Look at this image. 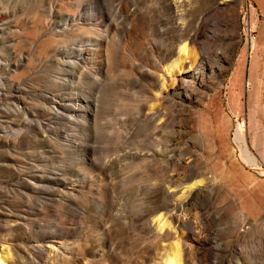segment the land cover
Listing matches in <instances>:
<instances>
[{
  "label": "rangeland",
  "instance_id": "374dc122",
  "mask_svg": "<svg viewBox=\"0 0 264 264\" xmlns=\"http://www.w3.org/2000/svg\"><path fill=\"white\" fill-rule=\"evenodd\" d=\"M211 2L174 16L161 0H0V251L264 264V0H230V24ZM181 22L207 32L180 43ZM213 26H233L230 59L196 100L178 47L206 49Z\"/></svg>",
  "mask_w": 264,
  "mask_h": 264
},
{
  "label": "bare ground",
  "instance_id": "6f19581e",
  "mask_svg": "<svg viewBox=\"0 0 264 264\" xmlns=\"http://www.w3.org/2000/svg\"><path fill=\"white\" fill-rule=\"evenodd\" d=\"M161 1L165 6H167L170 9V12L174 16H179L180 11L182 10V8L186 4V0H161ZM94 7H95V9H97L98 5L96 3H94ZM215 10L225 11L223 18L221 19L222 22L230 24L231 21L234 19L233 8L230 6V0H212V2L209 4V6L205 9V12H212ZM139 12H140V9L138 6L133 7V9L129 8L127 11V16L131 17V16L138 14ZM232 27L233 26H230V28L227 27L225 29H222L220 27L213 26L211 31H210V34L206 35V39L208 40L206 49H200V47H199V50H195L193 48L188 49V48H186L185 42L181 46L179 45V47H178L179 52L177 51L178 57H181L182 54L184 55V57H183L184 60H187V58L192 57V59H190L191 62L189 60L188 68L185 70V73L180 77V81H182L183 85L186 88V91L184 92L185 96L194 97V99L200 100V98L202 96V92L199 91V86H201L205 81L204 75H205L206 69L208 71H210L211 75H214L216 73L221 74L224 71V68H226L225 65L230 59V43H231V41H226V40H227V38L231 39V37L233 36V34L235 32V30L232 29ZM175 29L177 32H179V33H177L176 38L180 43L182 41H186V40L191 42V39L193 41H196V39L198 37L202 36L203 33L207 32V31H205L203 33L202 32L200 33V30L196 29V27H195V30L190 29V31H188L187 33H184L186 30L184 22L177 23V25L175 26ZM205 29H207V28H205ZM253 44H254V41H253ZM174 53H176V52H175V49L173 48L172 54H174ZM176 62H179V60H176ZM186 79H187V81H183ZM262 84H263V81L260 82L261 88H262V86H261ZM211 97H210V100H211ZM210 100H209V103H210ZM217 125H218V123H217ZM235 139L239 141L240 148H241V151L243 153L242 156L244 158L253 160L254 156L251 153L250 149L247 147V141H246L245 133H244L241 126H239L235 132ZM252 163L255 164L254 162H252ZM171 191H172L171 194L174 192H177L174 189ZM192 191L193 190L191 189V187H189L186 191H182L183 194L185 193L184 194L185 197H184L183 201L184 200L186 201L189 199V197L192 194ZM171 205H172L171 202L170 203L166 202L164 204V206L163 207L161 206V207L167 208ZM169 231H170V229L167 230L166 233H169ZM191 231H189V232L195 236V239L197 241H199L200 238L197 235L198 233L195 234L196 232L193 233ZM160 232H162V231H160ZM183 244H184L183 247H185V248L191 247L190 245H187L185 243H183ZM50 252H51V249H49V253ZM177 261L175 264H178ZM0 264H20V262H17L16 259L14 257H12L8 252L0 251ZM166 264H174V263L172 262L171 259H167Z\"/></svg>",
  "mask_w": 264,
  "mask_h": 264
}]
</instances>
